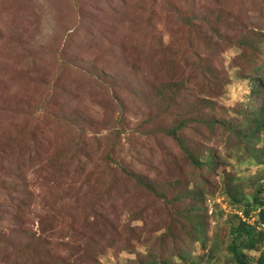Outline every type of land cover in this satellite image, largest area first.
I'll use <instances>...</instances> for the list:
<instances>
[{"label": "rangeland", "instance_id": "obj_1", "mask_svg": "<svg viewBox=\"0 0 264 264\" xmlns=\"http://www.w3.org/2000/svg\"><path fill=\"white\" fill-rule=\"evenodd\" d=\"M259 67L264 0H0V264H190L186 244L196 261L207 254L176 227L182 241L158 239L169 209L127 173L190 182L165 131L185 120L188 145L220 155L212 180H244L248 194L264 184L227 138ZM219 182L205 214L225 260L241 212ZM247 252L259 264L264 244Z\"/></svg>", "mask_w": 264, "mask_h": 264}, {"label": "trees", "instance_id": "obj_2", "mask_svg": "<svg viewBox=\"0 0 264 264\" xmlns=\"http://www.w3.org/2000/svg\"><path fill=\"white\" fill-rule=\"evenodd\" d=\"M261 69L263 67L257 68L255 73ZM260 74L261 77H257L256 82L252 86L253 95L257 96L251 103L249 114H246L242 123L229 128L227 138L229 142L232 138L235 139L234 149L237 150L239 157L244 154V151L248 152L253 165L262 167L261 171L264 173V69ZM185 125L186 121L182 120L174 127L166 128L165 131L178 141L193 166V179L190 182L186 183L185 186L179 181L175 183H156L149 178L134 175L132 172L127 173V177L134 179L140 190L161 199L168 207L169 212H166L169 215L167 218V230L158 239L163 241L166 238H173L175 243H178L181 238L174 231L176 227L182 230L188 241L194 244L202 243L207 253L196 256V261L192 254L189 255L191 253L190 249L188 250L190 244H186L176 248L179 257L184 255L190 264H201L203 262L205 264L211 262V264H252V259L247 251L258 250L264 244V193L260 194L264 190V184L260 183L248 194L244 189V180L242 182L238 181V178L235 179L231 175H228L226 181L212 180L210 175L216 173L219 169L221 163L220 155L215 154L213 151L204 155L197 154V151L188 145L181 134ZM104 158L111 157L109 153H106ZM213 181L221 183V186L223 185V192L227 196L229 204L233 208L238 209L241 215H244L235 214V217L239 219L238 224L230 221L231 240L227 246L228 257L225 260L218 257V251L215 246H209L207 234L209 226L205 213L209 208L207 199L211 195V189L214 186ZM171 189H174V192H170ZM187 200L188 203H186ZM257 209L258 212L256 213L255 210ZM252 211L258 217L253 223H249L248 220H250ZM257 261L259 264H264V257H258ZM163 264L177 263L172 258L164 261Z\"/></svg>", "mask_w": 264, "mask_h": 264}]
</instances>
